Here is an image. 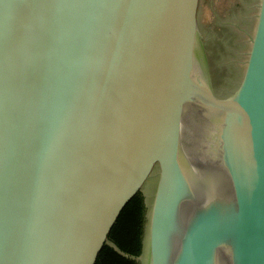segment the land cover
Masks as SVG:
<instances>
[{
	"label": "water",
	"instance_id": "water-1",
	"mask_svg": "<svg viewBox=\"0 0 264 264\" xmlns=\"http://www.w3.org/2000/svg\"><path fill=\"white\" fill-rule=\"evenodd\" d=\"M202 0H0V264H264V0L216 89Z\"/></svg>",
	"mask_w": 264,
	"mask_h": 264
},
{
	"label": "rangeland",
	"instance_id": "rangeland-1",
	"mask_svg": "<svg viewBox=\"0 0 264 264\" xmlns=\"http://www.w3.org/2000/svg\"><path fill=\"white\" fill-rule=\"evenodd\" d=\"M260 1H201L200 24L221 94L233 92L242 79Z\"/></svg>",
	"mask_w": 264,
	"mask_h": 264
},
{
	"label": "trees",
	"instance_id": "trees-1",
	"mask_svg": "<svg viewBox=\"0 0 264 264\" xmlns=\"http://www.w3.org/2000/svg\"><path fill=\"white\" fill-rule=\"evenodd\" d=\"M142 198H138L123 214L115 228L110 245L98 264H139L137 258L142 251V235L145 216Z\"/></svg>",
	"mask_w": 264,
	"mask_h": 264
}]
</instances>
